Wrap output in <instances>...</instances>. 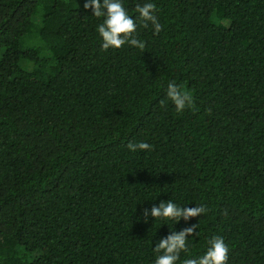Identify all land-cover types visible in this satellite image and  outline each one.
I'll return each mask as SVG.
<instances>
[{
	"label": "trees",
	"instance_id": "1",
	"mask_svg": "<svg viewBox=\"0 0 264 264\" xmlns=\"http://www.w3.org/2000/svg\"><path fill=\"white\" fill-rule=\"evenodd\" d=\"M85 2L0 0V264H154L169 200L207 209L178 264L213 236L264 264V0H151L159 34L124 0L144 50H103Z\"/></svg>",
	"mask_w": 264,
	"mask_h": 264
},
{
	"label": "clouds",
	"instance_id": "2",
	"mask_svg": "<svg viewBox=\"0 0 264 264\" xmlns=\"http://www.w3.org/2000/svg\"><path fill=\"white\" fill-rule=\"evenodd\" d=\"M84 11L91 9L92 16L102 18V22L97 27V32L101 38L103 50H118L125 45L135 47L139 50L145 49V42L137 38V21L124 6V0H86L83 5ZM156 5L148 0L143 4L138 3L135 12L144 28L151 24L154 34H159L162 25L154 14ZM166 96L174 106L177 114L182 113L192 105V93L175 82H169L166 88ZM152 148L147 142L129 143L127 149L131 153L144 152ZM204 206L181 207L169 200L161 202L159 207L151 209V217L154 222L163 220L165 225L172 222L169 229L170 235L160 239L155 245L156 253L154 264H178L181 260V253H187L188 240L196 235V226L187 228L179 233L174 231V225L181 219L188 221L206 213ZM145 215H148L145 212ZM207 250L203 255L194 258H187L182 264H227L229 248L223 238L213 236L207 241Z\"/></svg>",
	"mask_w": 264,
	"mask_h": 264
},
{
	"label": "rangeland",
	"instance_id": "3",
	"mask_svg": "<svg viewBox=\"0 0 264 264\" xmlns=\"http://www.w3.org/2000/svg\"><path fill=\"white\" fill-rule=\"evenodd\" d=\"M38 18H41L40 16H37ZM41 45V39L40 37L36 35L35 32L29 33L22 41V48L24 50L30 49V48H35Z\"/></svg>",
	"mask_w": 264,
	"mask_h": 264
}]
</instances>
